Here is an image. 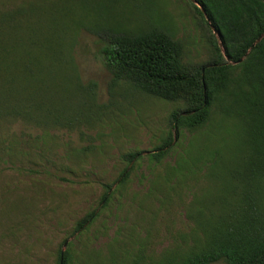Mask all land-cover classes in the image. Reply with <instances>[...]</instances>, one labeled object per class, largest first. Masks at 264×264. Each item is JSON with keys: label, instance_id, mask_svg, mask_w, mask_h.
<instances>
[{"label": "trees", "instance_id": "trees-1", "mask_svg": "<svg viewBox=\"0 0 264 264\" xmlns=\"http://www.w3.org/2000/svg\"><path fill=\"white\" fill-rule=\"evenodd\" d=\"M149 1L161 9V0ZM185 5L206 51L201 63L185 60V43L174 36L168 11L164 20L149 18L136 25H81L103 41L112 89L122 85L126 91L182 103L170 113L174 137L169 129L146 155L152 176L139 206L151 228H168L178 207L189 222L192 241L187 243L185 235L184 250L160 264H264V35L252 46L264 32V0H185ZM30 6L23 3L9 15L0 14V116L21 118L43 131L101 126L118 104L97 101L95 85L84 84L75 65L58 53L54 33L19 31L33 17L27 15ZM182 131L202 134L159 172L156 166ZM101 146L90 143L71 154L83 158ZM143 157L140 150L121 155L118 184L113 189L103 185L101 208L128 185ZM203 179L196 191L183 196L187 182ZM150 197L154 202L143 205ZM96 211L80 218L73 234L84 232ZM58 258L69 264V247L63 253L59 249ZM141 258L137 253L131 264H141Z\"/></svg>", "mask_w": 264, "mask_h": 264}, {"label": "rangeland", "instance_id": "rangeland-1", "mask_svg": "<svg viewBox=\"0 0 264 264\" xmlns=\"http://www.w3.org/2000/svg\"><path fill=\"white\" fill-rule=\"evenodd\" d=\"M161 1L157 10L149 0H0V14L9 15L23 3L27 9L32 5L28 28L22 26L19 31L34 28L38 34L54 33L58 53L75 65L84 84L95 85L97 101L119 106L101 126L81 125L74 130L43 131L21 118L0 116V264H60L58 251L67 247L69 264H111L116 259V264H131L137 253L142 255L141 264H160L169 254L184 250L185 235L187 243L192 241L189 222L179 216L183 214L180 207L174 222L161 229L143 221L139 207L152 176L153 165L146 155L169 129L174 137L170 113L182 103L126 91L122 85L112 89L101 53L103 41L81 25H136L149 18L164 20L162 15L168 16V11L174 36L185 43V60L204 61L206 51L194 20L184 11L185 0ZM201 134L182 131L156 169L163 173L167 164L173 165L174 158L184 154L187 143ZM90 143L102 146L83 158L72 156L71 151ZM128 150H140L144 157L131 172L128 185L115 191L101 208L103 185L116 187L124 166L121 155ZM202 182L206 180L187 182L183 196ZM152 202L151 197L145 198L143 205L149 207ZM92 209H97L95 219L84 232L73 234L77 221ZM109 254L114 255L112 261Z\"/></svg>", "mask_w": 264, "mask_h": 264}, {"label": "water", "instance_id": "water-1", "mask_svg": "<svg viewBox=\"0 0 264 264\" xmlns=\"http://www.w3.org/2000/svg\"><path fill=\"white\" fill-rule=\"evenodd\" d=\"M213 32L216 34V31H215V30H213ZM263 35H264V32H263L261 35L258 36V38L255 40V42L252 44V46H253L256 42H258V41L262 38ZM216 36L218 37V34H216ZM240 60H241V59H240ZM66 243H67V240L63 243V246H64V247L66 246ZM63 252H64V248L61 249V253H63ZM60 264H62L61 261H60Z\"/></svg>", "mask_w": 264, "mask_h": 264}]
</instances>
